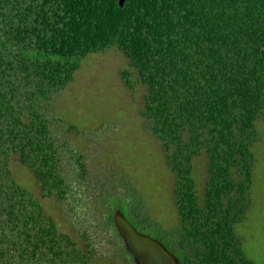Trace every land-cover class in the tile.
I'll return each instance as SVG.
<instances>
[{
    "label": "trees",
    "instance_id": "16d2710c",
    "mask_svg": "<svg viewBox=\"0 0 264 264\" xmlns=\"http://www.w3.org/2000/svg\"><path fill=\"white\" fill-rule=\"evenodd\" d=\"M118 1L0 0V264L92 259L88 237L82 252L59 232L16 184L10 163L32 173L42 198L63 200V146L51 138L41 104L73 80L83 58L110 48L124 56L144 88L139 115L174 176L178 223L162 234L126 191L125 200L101 196L104 229L114 233L118 209L178 264H254L234 227L251 204L255 121L264 117V0ZM120 78L131 90L127 70ZM75 153L70 156L83 178L84 163ZM201 154L206 170L198 194L191 168Z\"/></svg>",
    "mask_w": 264,
    "mask_h": 264
},
{
    "label": "rangeland",
    "instance_id": "374dc122",
    "mask_svg": "<svg viewBox=\"0 0 264 264\" xmlns=\"http://www.w3.org/2000/svg\"><path fill=\"white\" fill-rule=\"evenodd\" d=\"M122 70L129 73L131 90L123 85ZM143 94L135 72L116 49L88 54L80 61L73 80L41 104L51 138L57 146H63V200L42 198L32 173L16 161L10 163L16 184L41 205L59 232L82 252L87 249L88 237L94 250L88 264H132L116 247L118 242L112 237L115 232L104 229V208L97 205L101 196H122L125 200L132 195L150 226L158 227L162 234L178 223L172 196L174 176L164 164L158 141L145 129L146 121L139 115ZM255 128L258 139L252 147L255 161L249 190L251 204L234 232L241 239L246 257L254 264H264L263 116L255 121ZM71 150L81 156L83 178L70 156ZM205 170L206 159L201 154L192 160L191 168L198 194L202 192ZM116 182L119 185H113ZM107 204L114 205L112 198Z\"/></svg>",
    "mask_w": 264,
    "mask_h": 264
},
{
    "label": "water",
    "instance_id": "95a60500",
    "mask_svg": "<svg viewBox=\"0 0 264 264\" xmlns=\"http://www.w3.org/2000/svg\"><path fill=\"white\" fill-rule=\"evenodd\" d=\"M123 0L118 1L121 6ZM112 228L132 264H178L177 259L158 240L136 230L116 209L112 213Z\"/></svg>",
    "mask_w": 264,
    "mask_h": 264
},
{
    "label": "flooded vegetation",
    "instance_id": "af4514ba",
    "mask_svg": "<svg viewBox=\"0 0 264 264\" xmlns=\"http://www.w3.org/2000/svg\"><path fill=\"white\" fill-rule=\"evenodd\" d=\"M129 256V255H128Z\"/></svg>",
    "mask_w": 264,
    "mask_h": 264
}]
</instances>
